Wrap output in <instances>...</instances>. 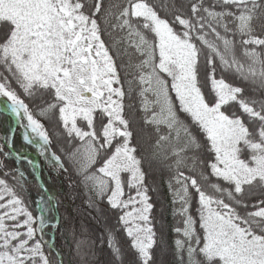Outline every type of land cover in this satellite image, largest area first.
<instances>
[{
	"label": "snow or ice",
	"instance_id": "snow-or-ice-1",
	"mask_svg": "<svg viewBox=\"0 0 264 264\" xmlns=\"http://www.w3.org/2000/svg\"><path fill=\"white\" fill-rule=\"evenodd\" d=\"M133 93L150 159L170 173L180 264H264V0H0V113L57 173L80 177L89 208L118 210L134 264H153ZM41 118L55 119L59 154ZM0 139V264H53L59 200L40 182L30 210L25 171L5 161L39 165Z\"/></svg>",
	"mask_w": 264,
	"mask_h": 264
},
{
	"label": "trees",
	"instance_id": "trees-1",
	"mask_svg": "<svg viewBox=\"0 0 264 264\" xmlns=\"http://www.w3.org/2000/svg\"><path fill=\"white\" fill-rule=\"evenodd\" d=\"M239 54V51H238ZM228 79L235 81L229 76ZM251 94V93H249ZM0 100H3L0 98ZM26 102H28L26 100ZM126 103L134 107L129 111L132 115L133 129L137 132L136 142L140 154L145 156L144 170L147 173V183L150 189L149 195L154 205L152 216L154 217V228L157 233V243L153 249V264H180L174 247L177 238L174 228L178 226L181 217L174 214L172 195L168 188L170 173L157 160L150 159L152 144L155 134L151 127L143 124L141 119L143 113L138 111L139 97L133 93V98ZM31 107V105H30ZM36 111L35 108H33ZM39 118V117H38ZM48 128L53 139L52 149L59 154V148L64 145L62 138H58L59 131L55 127V119L51 122L41 118ZM14 121L8 114L0 113V138L6 135L13 136L14 149L23 156L33 160L38 169L30 167L26 161L17 162L9 158L5 161L10 169L20 167L27 175L24 198L29 202V208L38 215L34 201L39 198L40 182H43L49 194L59 200V209L55 220L59 221L60 228L55 233L46 229V239H53L55 251L53 253V264H57L60 256L64 264H120L113 256L112 249L108 244L111 234L123 254L122 264H134L136 254L130 247L123 226L119 224V211L111 209L106 202H100L98 209L89 208L87 189L80 182V177L69 168L67 173H57L42 157L38 155L34 145L25 144L23 141L24 129L18 124L14 134L12 129ZM38 142V141H37ZM3 140L0 139V144ZM66 147V145H64ZM6 151H10L5 148ZM37 175L40 179L37 180ZM254 199V198H253ZM175 207H178L176 205ZM52 221V222H55ZM182 226V225H179ZM83 241L79 254L77 253V242ZM57 253L59 255H57Z\"/></svg>",
	"mask_w": 264,
	"mask_h": 264
},
{
	"label": "water",
	"instance_id": "water-1",
	"mask_svg": "<svg viewBox=\"0 0 264 264\" xmlns=\"http://www.w3.org/2000/svg\"><path fill=\"white\" fill-rule=\"evenodd\" d=\"M9 116H10V115H9ZM10 117H12V116H10ZM12 119H13V121H14V128H13V129H16V127H17V123H16L14 117H12ZM14 132H15V131H14ZM14 132H12V134H14ZM38 176H39V175H38ZM39 179H40V177H39Z\"/></svg>",
	"mask_w": 264,
	"mask_h": 264
},
{
	"label": "rangeland",
	"instance_id": "rangeland-1",
	"mask_svg": "<svg viewBox=\"0 0 264 264\" xmlns=\"http://www.w3.org/2000/svg\"><path fill=\"white\" fill-rule=\"evenodd\" d=\"M1 99H6V98H1ZM3 100H0V102H3ZM21 123H24V124H26V121H21ZM18 125V124H17Z\"/></svg>",
	"mask_w": 264,
	"mask_h": 264
}]
</instances>
